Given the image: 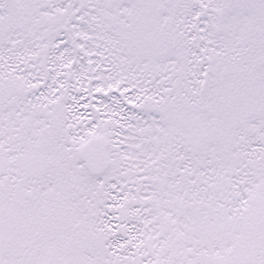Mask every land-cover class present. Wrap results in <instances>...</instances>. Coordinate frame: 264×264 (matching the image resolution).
I'll return each instance as SVG.
<instances>
[{"label": "snow or ice", "instance_id": "6c2138e0", "mask_svg": "<svg viewBox=\"0 0 264 264\" xmlns=\"http://www.w3.org/2000/svg\"><path fill=\"white\" fill-rule=\"evenodd\" d=\"M0 264H264V0H0Z\"/></svg>", "mask_w": 264, "mask_h": 264}]
</instances>
